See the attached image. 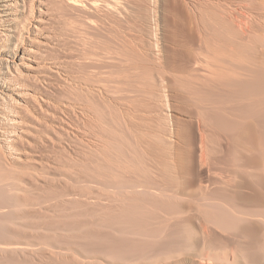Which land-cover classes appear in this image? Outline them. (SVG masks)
Returning a JSON list of instances; mask_svg holds the SVG:
<instances>
[{"label": "rangeland", "instance_id": "374dc122", "mask_svg": "<svg viewBox=\"0 0 264 264\" xmlns=\"http://www.w3.org/2000/svg\"><path fill=\"white\" fill-rule=\"evenodd\" d=\"M71 1L52 0L51 3H53V5L50 4V13H48L50 19L47 24V30L60 40V44L58 45L60 51L57 50V47L55 50H57V54L63 58L64 62H66V69L67 67L69 68L67 69L68 71L74 69L73 71L76 72L74 73L72 71V75L76 74L78 78L80 76V78L85 80L86 77L90 80L92 79L94 82H91L95 83L94 86L96 87L100 85L102 88L103 79H110L115 80V82L121 81L128 83L135 92L128 95L126 94V96L123 95L124 97H119L122 95L120 93H117L119 95L116 94V96L110 93L107 103L104 104L101 101H97L98 113L96 115L98 116L96 117L98 120H96V122L93 121V124L96 123L95 125L92 123H90L91 125H82L88 122L85 115L75 108V114L80 112L76 117V119L80 121L76 122L80 124L76 123V125H80L81 129L84 130L79 133L78 137L71 135V139L69 138L70 140H68V143L70 142L71 144H69L67 148L68 152L60 148L61 145L58 144L52 147L45 143V146V144L40 142V139H42L38 137L40 134L37 136L36 133L34 137V134L26 135L23 133V136H26L31 142L35 143H24V141L26 142L24 137V140L21 141L22 143L20 140V143L17 142L18 146L15 149L16 151H13L12 155L13 157L18 156V159L14 161V169L10 167L12 168L11 170L16 173L10 172L9 170L10 174L7 172L6 175L10 176L9 179L6 180L13 181V179L17 180L16 178L19 177L18 181L21 182V186L26 188L25 191H27V193L25 194L27 198L29 199L28 196H31L29 200L38 201L40 199L38 197L40 196V200H44L45 202V199H47V205L44 202L41 204L45 207H51L52 212L45 214L42 211L34 210L33 207L23 206L24 210H27L28 216L15 220L19 225L15 227L10 226L12 228L8 230L7 234L5 233V238H2L3 240H9L7 242H2V245L4 247L11 245L8 244L9 241L16 239L18 240L16 246L22 248L24 253L17 252L18 254L15 258H10L7 256L9 255V251H11L10 248H7L9 251L5 252L0 249V264H98L97 262L102 264L106 262V259H104L106 256L102 253L98 255L97 258L93 257L97 262H93L94 260L92 258L79 261L76 256L82 255L78 254L76 250H80L82 246L79 245L82 244V242L79 243V241L83 240L80 239V236L83 238V234L87 235L88 233H92L93 230L95 231L94 233H103L105 232L104 230L108 231L107 227V229H103L96 224L98 223L97 221H99V216L107 219L106 216H108L111 210H113V212L115 210L116 213V208L118 210L120 205L127 206L125 204H129L132 198L135 197L128 194L129 190L127 189L132 190V188L128 187V182L129 185H131L132 183H136L137 180L134 176V178L132 177V173H127V175H124L125 177L118 176V173L122 174V171L116 166L117 155L114 154L116 151V154L118 153L119 157H121V152H117L120 150L117 148L120 147H117V150L114 149V153L113 151L111 152V150L106 151V149H104L103 153H99L100 155L98 153L94 155L93 153L91 154L84 145L89 141L100 143L101 139L109 140V138L116 137L114 135L117 133V137L109 141H115L117 139L116 141L119 144H123L124 138H128L125 140V143L129 140L126 145L129 143L128 145L132 146V143H137L135 144L137 145V151H140L142 158L146 156L144 157L148 162H145L146 169L151 170V174L149 175L160 183V186H163L161 187L162 189L160 188L162 190L161 193L180 196V198H177L178 201L176 200V202L185 206L184 209L186 212L177 214L176 217L179 216V219H183L188 216L192 224L191 226L196 231L199 230L200 224L203 223L205 218L208 219L211 217L209 214L212 212L209 210H212V208L220 204V202L223 204V201L224 204L228 202V207L232 211L228 210L233 214H238L241 210V213L239 212L241 217L237 216L239 219L241 218L242 222H245L243 221L245 216L246 219L248 217V220L253 219L258 221V219L262 217L260 215L264 212H262L264 209V133L262 134L258 131L260 124L255 121L252 115L237 112L235 104L230 100L215 99L214 97V99H207L204 101L198 99L201 95H207L210 89H214L216 92L219 91V93L221 90H224L216 80V76H219L217 73L221 72L218 69H221L222 72L226 70L223 67L226 64L222 65L221 61L224 63L229 61V63H238V61H242L238 58L239 56L237 57L235 54H232L231 57V51H227L229 54H226V49H222L224 51L222 53L226 54L224 57L227 58L226 61H223L222 59L224 57L222 58V55L219 53L214 54V56L211 52L208 53V51L205 50L200 53L199 50L195 48L196 46L198 47V42H200L198 40L195 41L197 45L193 43L194 47L192 49L190 42L186 43V40L184 43L183 40L185 39L184 35L186 33V37L191 35L192 26L194 25L192 23L190 25V22H186L183 28V35L182 32L180 33V31H178L179 26L181 28L182 25L169 21H156V14L160 13L158 8L155 9L156 0H120L121 2L119 0H75L72 3ZM115 1L118 3L116 4ZM99 5L101 6L99 7ZM122 5L123 7H121ZM150 6H153V9ZM148 7L150 9H148ZM143 13L144 15H142ZM204 25L200 24L202 30L204 29L205 33L210 31L205 29L207 24ZM252 26V28L257 29V39L250 41V43L254 46L255 50L258 51L256 53L257 57L261 59V61H264V47L260 45L264 42V24L258 25L255 23ZM155 39L163 46V51H160V53L164 57L159 66L143 60V54H146V49L149 47L148 43L151 44ZM223 43L224 42H221L220 44L223 45ZM243 49L245 50L246 47L242 46L241 50L244 51ZM173 50L180 52L186 51L189 53V56H191L190 60L195 62L194 69L191 71H180L175 66L166 65L165 60H169V62L173 64ZM234 53L238 55L237 52ZM228 55L230 56L228 57ZM233 56L237 57V59H234ZM242 58L244 59L246 57L243 55ZM228 59L229 61H227ZM235 60H237V62H235ZM229 71L232 73L233 70H226L224 75L227 77L228 75L234 76V71V74H231ZM90 74H93V78ZM192 87L197 89L200 87L197 94L191 93ZM247 97L251 101H260L261 105H264V94L249 93ZM78 98L83 101L82 97ZM160 104L162 105L159 108ZM110 105H115V108ZM166 105L172 110L171 113L173 114L169 119H173L174 122L172 120V122L169 121L167 116H165L169 112V108L166 107ZM215 112L221 113L222 116L229 119L237 120L240 123L251 124L254 129V135L252 134L253 137L251 139L248 138L249 140L244 138L242 134L238 135V137L240 136L239 138L234 139L230 137L229 134L216 126L215 122L212 121V117L210 118V115ZM26 119L28 120L29 118L27 117ZM100 125L105 128L107 126L109 129H104L103 127L101 129ZM127 127L131 132L128 131ZM109 130H113L112 132L114 133ZM171 130L174 132L176 130L177 135L174 134L172 137L173 134L171 135ZM121 132L122 134H120ZM48 133L51 136L53 135L51 131H48ZM112 135L114 137H112ZM188 135L190 138H188ZM37 137L39 140L36 139ZM200 137L202 138V142ZM43 138V141L46 142V138ZM124 144L121 145V148H124ZM201 146L204 148L206 158L203 164L200 165L198 154L200 153ZM187 150L194 151L196 158L195 165L196 168L199 169L195 177L196 181L194 185L189 188H186L185 185L182 184L183 180L186 179V175L180 172L181 166L184 163V154ZM51 151L52 153H56L54 156L56 160H58V163L55 159L53 161L52 158L54 156ZM134 151H136V149L133 151L130 150L127 152V155L132 156L129 153H133ZM137 151L136 154L139 155ZM142 151L145 152V154L142 153ZM76 155L80 160L82 159L84 163L81 162V164H78L79 166L76 165V167H74L71 166L69 157ZM133 155H135V153ZM66 157H68V159H66ZM90 157L92 158L90 159ZM31 158L47 162H38ZM9 163H11L10 160ZM172 163L177 164L175 168H172ZM46 167L48 169H46ZM112 172L117 174L114 175ZM62 176H65L66 179L61 178ZM166 177L168 179H166ZM130 182L132 183L130 184ZM22 183L24 185H22ZM121 183L123 184L121 185ZM224 188L226 189V194L224 193ZM137 189L140 188L137 187ZM163 190L166 191L164 192ZM227 190H229V195L231 192V196L228 195L227 198L226 196L222 197V191L224 193L223 195H227ZM25 194L21 196H25ZM207 196L210 197L208 198ZM127 197L128 202L126 201ZM137 197L139 200V196ZM143 197L145 200H143ZM143 197L140 196V198L143 199L137 202L134 201L137 199L133 198L134 200L132 202L134 206L141 205L142 201L146 202V197ZM156 197L159 198L160 196ZM167 197L170 196H161L160 198L166 199ZM251 198L252 200L249 202ZM256 198L260 200L256 202ZM72 199L79 201L74 203ZM123 199L126 201L125 204ZM165 199H163V201ZM147 202L153 209L154 207H152V205L154 206V204L149 200H147ZM243 202L244 204L246 202L245 206ZM207 204H209V206H207ZM234 204L236 207L233 206ZM248 204H250V206L246 207ZM122 206L119 209H122ZM238 206L246 208V210L240 207L238 208ZM225 207H227V205H225ZM259 208L262 209L261 214ZM242 210L244 212H242ZM256 210L259 213H257ZM160 211L163 213L162 210ZM160 211H157L158 214L161 213ZM162 213L159 216L160 218L162 215L166 214L165 212ZM244 213H246V215H243ZM252 215L255 217L252 218ZM178 218L173 217L169 220L172 222L175 219L173 222H177L179 220ZM101 219L102 218H100V220ZM206 219L205 221L207 223L209 222V224L210 221L208 220H213L211 218L208 220ZM179 221L180 223L181 221L183 222V220ZM211 224L208 226L209 229H211ZM119 225L117 226L116 224L112 229L123 230V228H126V226L123 227V225L122 228H120L121 225L120 227ZM117 227L118 229H116ZM213 228L211 230H213ZM214 230H216V228ZM218 231L219 230H217V232ZM115 234L117 235L119 233ZM125 235L127 236L128 234ZM188 257L186 261L185 259L184 261L181 259L176 261V264H191L193 259L194 262L199 261L195 256L189 257L190 259H188ZM242 263L244 264V262ZM205 264H212V262H208L207 260Z\"/></svg>", "mask_w": 264, "mask_h": 264}, {"label": "bare ground", "instance_id": "6f19581e", "mask_svg": "<svg viewBox=\"0 0 264 264\" xmlns=\"http://www.w3.org/2000/svg\"><path fill=\"white\" fill-rule=\"evenodd\" d=\"M73 1H71V3ZM51 2L52 0H0V249L5 252L9 251L8 249L10 248L11 251H9V255H7L10 258H15L18 254L17 252L24 253V250L16 246V243L18 241L16 239L10 240L8 244L11 245L4 247L2 245V242H7L9 239L3 240L2 238H5L4 236H6L8 230L12 228L10 226L15 227L19 225L15 221L17 218L28 216L27 210H24L23 206L33 207L34 210L42 211L45 214L52 212L51 207H45L41 204L42 202L46 204L47 199H45V202L44 200H40L41 197L39 196L38 198H40V202L39 200H29L31 196H28L29 199L27 198L25 194L27 193V191H25L26 188L21 186V182L18 181L19 177L16 178L17 180L13 179V181L6 180L9 179L10 176L6 175L9 170L10 172H15L11 169H14V161L18 159V156L13 157L12 153L13 151H16L15 149L18 146L17 142H19V140L20 142L23 141L24 138L26 140V142L24 141V143L28 144L31 142L26 136H23V133L26 135L34 134V137L36 133L37 136L38 134H40V136L38 137L39 139L42 138L40 139L41 143H46L47 145H51L52 147L55 144H58L61 145L60 148L67 151V148L70 144V142L68 143V140L71 139V135H74V137H78L79 133L84 130L81 129L80 125H76V121H79L76 119V117L80 112H76L77 114H75V108L80 110L85 115V118L88 122L83 123L82 125L85 126V124L88 125L90 123L93 124V121L96 122V120H98V118L96 117L98 116L96 115L98 113L97 101H101L104 104L107 103V101H109L108 96L110 93L115 96L117 93H120L122 95H120L119 97H121L123 95L126 96V94L128 95L135 92L132 89V86H130L128 83L121 81L115 82V80L110 79H103L102 88L100 85L96 87L94 86L95 83H92L94 82L92 81V79L90 80L86 77L85 80L80 78V76L78 78L76 74L72 75V71L74 69H72L71 71L67 70L69 69L68 67L66 69V62H64L63 58H61L60 55L57 54L58 52H56L57 50L60 51V49L58 48L60 40L54 34H51V32L47 30V24L49 23L50 19V16L48 14L50 13V4L53 5V3ZM156 2L155 9L158 8L160 11L159 14L157 13L156 16L154 15L156 17V21H169L182 25L181 28L179 26L178 31H180V33L182 32L183 35V28L185 27L184 24H186V22H190V25L191 23L194 25L192 26L193 29H190L191 35L186 37V33L184 35L185 39L183 38L184 43L186 42V40V43L190 42V46L192 47V49L194 47L193 43L197 45V42L195 43V41L198 40L200 42H198V47L196 46L195 48H197L200 53L203 50L208 51V53L211 52L213 56L214 54L219 53L223 58L224 56H226V54H229L227 51H231V57L232 54H235V56L237 57L239 56L238 58H240L242 61H238V63H229V59L227 60L229 62L224 63L220 58L222 65L226 64L223 67L226 70H233L236 74L235 76L233 71L232 73L231 71H229L231 74H234V76L230 74L231 76L228 75L227 77L224 75V72L226 70L222 72L221 69H218L221 72L217 73L219 76H216V80L224 88V90H221L222 92L220 91L219 93V91L216 92L214 89L209 88L210 90L208 91V94L201 95L198 97V99L204 101L207 99L215 98L232 101L235 104L237 112L250 114L254 117L255 121L260 124H258L259 133L263 134L264 105H261L260 101L249 100L247 96L249 93L264 94V61H261V59L257 57L256 53L258 51L255 50L254 46L250 43V41H254L255 39H257V29L252 28V25H254L255 23L258 25L264 24V0H159V2L158 0H156ZM100 6L101 5H99V7ZM121 7H123V5ZM151 8L153 9V6ZM148 9L150 8L148 7ZM142 15H144V13ZM200 24H207L206 28L204 27L205 25L203 27L210 31H207L206 34L204 29L202 30ZM221 42H224L223 45L220 44ZM148 45L149 47H147L148 49H146V54H143V60L147 62L149 61L150 63H154L155 65L159 66L164 57L160 53V51H163V46L160 45L157 39H155L154 42H151V44L148 43ZM260 45L264 47V42H262V44ZM242 46L246 47L245 50L243 49L244 51L241 50ZM222 49H226V54L222 53L224 52ZM234 52H237L238 55H236V53ZM172 54L174 58L173 64H171L169 60H165L166 65L168 64L170 66H175L180 71H191L192 69H194L193 67L195 65V62H192L190 60L191 56H189V53H187L186 51L180 52L173 50ZM230 55H228V57ZM243 55L246 58L243 59ZM235 56H233L234 59H237V57ZM224 58L222 60L226 61L227 58ZM235 62H237V60H235ZM73 72L75 73L76 71ZM90 75L91 77L93 76V74ZM199 89L192 87L191 93L197 94ZM78 97H82L83 101H81V99H79ZM161 105L162 104L159 105V108L161 107ZM113 107L115 108V105ZM166 107L169 108V112L165 116H167V118L169 119L170 117H172L173 113H171L172 110L169 106L166 105ZM27 117L29 118L28 120L26 119ZM211 117L212 121L215 122L217 127L223 130L225 133L229 134L230 137L234 139L239 138L240 136L238 137V135L241 134L246 139H251L254 135L253 126L249 123H240L237 120L229 119L225 116H222L221 113L216 112L211 114L210 118ZM171 120L173 121V119H169V121ZM95 124L96 123H94L93 125ZM101 125V129L102 127L104 129H109L107 128V126L105 128ZM48 131H51L53 135L51 136ZM109 131L112 132L113 130ZM128 131L131 132L129 128ZM117 134L113 135L117 137ZM120 134H122V132ZM174 134L177 135L176 130L175 132L172 131V137L174 136ZM113 135L112 137H114ZM38 137L36 139H38ZM43 137L46 138V142L43 141ZM201 137L200 140L202 142ZM188 138H190L189 135ZM111 139L109 138V140ZM127 139L128 138H124V141H122L125 143V140ZM109 140L101 139L100 143L89 141L86 142V145L84 146H86L89 152H91V154L93 153L94 155L101 152L103 153L104 149H106V151L111 150V152L114 149H120L121 151L118 150L117 152H121V157H119L118 153L116 154V151L114 154L117 155L116 160L118 163L116 161L114 162H116V166L120 168V171H122V174L118 173V176L125 177L124 175H127V173H132V177L134 176L137 181L136 183H132L133 181L130 180L132 181L130 182V184L132 183L131 185H129L128 182V187L132 188V190L127 189L129 190L128 194H131L130 196L135 197L139 196V200H142L144 198L143 196H145L146 202L142 201V204V202L140 201L141 205L134 206L132 201L134 199H137L134 200L136 202L139 201L138 197H133L134 199L132 198V200L129 197L131 201L129 200V204H125V202L128 200L127 197L126 201L125 199H123L124 204L127 206L120 205V207L122 206V209H119V207V211L116 207H114L116 208L117 212L115 213V210L114 212L113 210H111L113 213L110 211L108 213V216H106L107 214L104 215L107 219L99 216V221H97L98 223L96 224L103 229L107 227L108 231L104 230L105 232L103 233H94L95 231L93 230L92 233H86L87 235H84L82 233L83 238H81L80 236V239L83 240L79 241V243L82 242V244H79L82 246L80 247L78 245L80 247V250H76L78 254L82 255L76 256L79 261H83V259L86 260L87 258H97L98 255L102 253L106 256L104 258L106 259V262H101L102 264H176V261H179L180 259L182 261H184L185 259L186 261V258L188 256H195L199 260L198 262H194V259L192 258L193 263L191 262V264H205L207 260L208 262H212V264H243L242 262H244V264H264V209H258L260 211V214L263 212V214H259L262 217L259 219L257 218L259 222L253 219L248 220V217L246 219V216L243 220L245 222H242L241 218L239 219V217H241V215L239 214L241 210L239 212L237 211L238 214L234 213L236 215L235 216L232 212H230L232 210L229 209L228 202L227 204H224L223 201V206L222 202L219 201L220 204L214 206V208H212V210L214 209L213 211L209 210L212 213L209 214V211L207 212L211 216L210 218L213 220H208L210 218L206 219V214L204 215V218L210 221V224L212 223L210 228L212 229L214 226L213 230L208 228L210 224L209 222L207 223L204 219L203 223L200 224L199 230L196 231L191 226L192 224L188 216L184 217L183 219H179V216L176 217L177 214L186 212L184 209L185 206H182L178 204V202H176V200L178 201L177 198H180V196H174V194L169 195L168 192V195H166L165 193H161V187L163 186H160V183L155 181L152 176L149 175L151 174V170L146 169L145 162L148 163L146 161V158H144L146 156H144L143 159L140 151H137V145H135L137 143L131 142L134 147H136L134 148L133 145H128L129 143L126 145V143L129 141L128 140L125 144L123 143L124 148H121V145L123 144H119L116 141L117 139L115 141ZM31 143L34 144L35 142ZM128 146L133 148H130ZM135 149L139 153V155L136 154V151H134L133 153H129L132 156L127 155V152H129L130 150L133 151ZM201 149L200 153L198 154V161L200 165L203 164L206 158V153L203 146H201ZM134 153L135 155H133ZM142 153L145 154V152L143 151ZM52 154L54 156V154L56 153ZM91 158L92 157H90V159ZM31 159L36 160L35 158ZM52 159L54 161V159L56 160V157L54 156ZM66 159H68V157H66ZM69 159L71 166L74 167H76V165L79 166L78 164H81V162L84 163L82 159L80 160L77 157V155L73 157L70 156ZM9 160L11 161V163H9ZM36 161L47 162L42 160ZM195 161L196 158L194 151L187 150L184 154V166L182 165L180 170L181 174L183 173L184 175H186V179L183 180L185 177L182 179V184H184L186 188L193 186L196 181L195 177L197 176L199 169L196 168ZM56 162L58 163V160H56ZM176 165L177 164L172 163V168H175ZM46 169L48 168L46 167ZM10 172L8 174H10ZM112 173H114V175L117 174L115 172ZM61 178L66 179L65 176H62ZM166 179L168 178L166 177ZM122 184L123 183H121V185ZM22 185L24 184L22 183ZM226 186L224 187L227 188L228 186ZM137 187L140 189H137ZM225 188L224 193L226 192ZM229 190H227V195H223L224 193L222 191V197L226 196L227 198V196L229 195ZM163 191L165 192L166 190ZM24 194L25 196H21ZM140 196L143 198L141 199ZM156 196L170 197H167L168 199L163 198L165 199L163 201L162 198H157ZM229 196H231V192ZM143 200H145V198ZM147 200L151 201L152 204H154V206L152 205V207H154L153 209L151 208ZM251 200L252 198L249 202H251ZM259 200V198H256V202H258ZM72 201L74 203H77L79 200L72 199ZM225 205H227V207H225ZM207 206H209V204H207ZM233 206H235V204ZM249 206L250 204H248V206L246 207ZM239 207L240 206H238V208ZM242 209L246 210V208ZM156 210L158 212L162 210L163 213H166L164 214L165 216L162 215V217L160 218L159 216L162 212L160 211L161 213L158 214ZM242 212L244 211L242 210ZM257 213L259 212L257 211ZM243 215H246V213H244ZM173 217L178 218L179 220H183V222L181 221L180 223L179 220V222H173L175 219L171 222L170 218ZM253 217L255 216L252 215V218ZM100 218H102L103 220H100ZM109 219L111 222L109 221ZM164 222L167 225H165ZM116 224L117 226L120 224V228H122V225L123 227L126 226V228H123V230L112 229ZM215 228L216 230H214ZM116 229H118V227ZM217 230L219 231L217 232ZM115 233L123 235H116ZM124 233L128 235L126 236ZM189 257L188 259H190ZM93 260L91 261L97 262L95 259ZM97 263L99 264V262Z\"/></svg>", "mask_w": 264, "mask_h": 264}]
</instances>
